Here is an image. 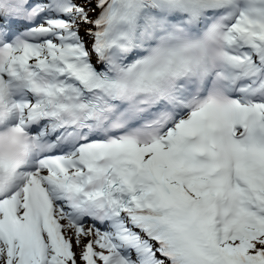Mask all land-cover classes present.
<instances>
[{
    "label": "snow or ice",
    "instance_id": "6c2138e0",
    "mask_svg": "<svg viewBox=\"0 0 264 264\" xmlns=\"http://www.w3.org/2000/svg\"><path fill=\"white\" fill-rule=\"evenodd\" d=\"M0 264H264V0H0Z\"/></svg>",
    "mask_w": 264,
    "mask_h": 264
},
{
    "label": "clouds",
    "instance_id": "9594fccd",
    "mask_svg": "<svg viewBox=\"0 0 264 264\" xmlns=\"http://www.w3.org/2000/svg\"><path fill=\"white\" fill-rule=\"evenodd\" d=\"M2 148L5 154H14L16 152L15 146L9 144L7 140L4 141Z\"/></svg>",
    "mask_w": 264,
    "mask_h": 264
}]
</instances>
